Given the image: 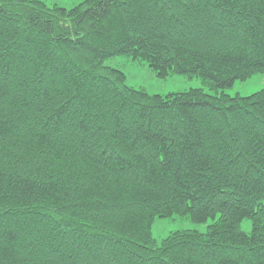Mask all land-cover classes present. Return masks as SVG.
I'll return each instance as SVG.
<instances>
[{
	"label": "trees",
	"instance_id": "16d2710c",
	"mask_svg": "<svg viewBox=\"0 0 264 264\" xmlns=\"http://www.w3.org/2000/svg\"><path fill=\"white\" fill-rule=\"evenodd\" d=\"M263 73L264 0H0V264H264V89L225 93Z\"/></svg>",
	"mask_w": 264,
	"mask_h": 264
},
{
	"label": "rangeland",
	"instance_id": "374dc122",
	"mask_svg": "<svg viewBox=\"0 0 264 264\" xmlns=\"http://www.w3.org/2000/svg\"><path fill=\"white\" fill-rule=\"evenodd\" d=\"M49 7L58 6L64 9H73L84 0H38ZM107 67L122 71L127 78L126 84L137 90L145 91L151 96H167L170 94L184 93L192 89H204L210 95L212 91L208 89L200 79H189L186 76L172 75L167 79H159L155 72L146 64H138L126 57H116L105 62ZM264 89V73L254 76L252 79L239 82L236 81L232 88L225 90L231 97H249ZM213 220H208L204 224H195L191 218L174 216L168 219H157L152 227V234L155 240L160 243L170 233L177 231H198L205 233ZM245 233L250 234L252 223L244 220L241 226Z\"/></svg>",
	"mask_w": 264,
	"mask_h": 264
}]
</instances>
